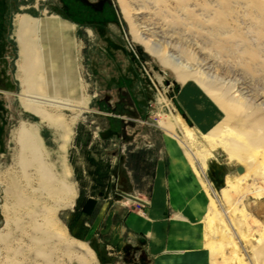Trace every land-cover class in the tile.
I'll return each mask as SVG.
<instances>
[{
	"label": "rangeland",
	"instance_id": "1",
	"mask_svg": "<svg viewBox=\"0 0 264 264\" xmlns=\"http://www.w3.org/2000/svg\"><path fill=\"white\" fill-rule=\"evenodd\" d=\"M1 1L0 264H147L140 243L114 249L109 228L141 207L121 193L148 200L154 164L163 157L164 140L170 148L169 139L214 203L208 209L213 230H205L212 264L223 257L234 264V250L243 264H264V197L254 189L229 200L221 193L226 176L236 177L238 168L246 169L248 184L256 179L254 187H264L259 159L247 155L264 144V0ZM48 16L74 26L71 75L83 104L48 107L61 117L62 129L20 105L29 93L49 95L51 84L47 76L40 90H28L22 81L19 39L46 44L32 30L20 31L18 19L33 25ZM20 125L36 128L45 164L75 194L71 206L58 207L38 186L33 168L23 173ZM214 126L241 133L249 150L233 136L209 143L207 130ZM86 198L96 203L90 216L79 209ZM126 200L131 206L112 216ZM221 237L225 246L218 256L212 243ZM71 240L84 245L69 250Z\"/></svg>",
	"mask_w": 264,
	"mask_h": 264
},
{
	"label": "bare ground",
	"instance_id": "2",
	"mask_svg": "<svg viewBox=\"0 0 264 264\" xmlns=\"http://www.w3.org/2000/svg\"><path fill=\"white\" fill-rule=\"evenodd\" d=\"M122 10L123 8L121 9V11ZM123 16L125 18V15ZM18 25L21 28L20 31L22 32H31L32 30V33H36L37 37H40L41 35V37L43 38V43L46 44V49H44L43 46L39 45L38 38L36 40H30L29 38L26 39L23 37L19 39L22 54L26 63V68L24 70L25 73L23 74L25 78L24 80L22 79V81H25V86L28 90H30V88H33V86L38 87L37 89L40 90L41 85L45 86L43 84L45 83V77L47 76L50 78L49 84H51V88L49 90L50 94L48 93L49 95H47V93L44 91L42 92V94L28 92L29 94L27 95V97L29 99L21 100L20 105L25 111L33 114L41 122L45 123L48 127H51L53 129H62L64 127V124L61 120V117L54 114L52 110L48 109V107H52L55 104H62L68 107L71 106V104L73 103L83 104L82 101L79 102L81 99L79 98L78 93L79 87L76 83L73 72L74 63L76 59V48L72 36L74 26L68 23L67 21L61 20L58 16H48L47 18L35 20V22L33 23L35 28L32 24H30L32 26L29 25L27 18L19 17ZM20 60H22L23 62V59ZM71 60L73 65L72 75ZM63 77H66L68 79L69 84V86L65 90L63 89V87L66 86V78ZM21 90L23 91V89ZM61 92L65 96H74V98L63 99L62 96L58 94ZM24 94L27 93L24 92ZM203 117L207 122H209V116L207 115V112L206 115L203 113ZM216 129L217 127L214 126L213 128H209L207 130V133L210 134V137L207 138L209 143H215V137L219 138L220 141H223L224 136H233L238 140H242L243 138L240 136L241 133L239 134V132H233L232 129H227L226 131L220 132H218ZM166 131L168 132V135H173L170 131ZM16 137L17 144L19 147V164L23 168V173L27 168H33L38 178V186L40 187V189L43 190L49 198H56L58 207L71 206L75 194L68 189V186H66L63 180L56 179L51 169L45 164L43 159L44 149L42 147V141L38 136L36 128H34L33 126L20 125ZM242 142V149H248V141L246 139H243ZM168 144L171 147L173 146L174 141H171L169 139ZM250 151L247 154L249 155V158L252 159L257 157L259 159L258 162H256L257 165L253 164V167L255 165V167L259 168L261 178L258 180H260L264 186V144H257V146L252 148V150L250 149ZM195 174H198L196 170ZM246 177V169L244 170L243 168L242 173L238 174L234 178L226 176L224 181L225 188L221 191L223 198L229 200L231 199L232 194L239 195V197H241L245 193L250 191L249 189L255 190V196L257 198L264 197V187L255 188L253 184H255L254 182L256 181V179H252L251 183L248 184ZM204 190L207 193V190L205 188ZM211 199L212 198H210L209 196L208 209L214 208V203ZM198 208L199 207L197 206L196 209ZM208 211L206 214L205 230L207 229L210 231L213 230L214 218L213 216L208 215ZM46 214H48V211ZM71 241L72 242L67 243L66 248L72 251H74L75 245L78 246H76L78 249H81V247L84 245L82 244V242L77 240ZM205 243L206 247L208 248L210 244L208 245L207 242ZM213 244L215 245L212 248L216 251V254L218 256L222 255L223 248L225 246V244L223 243V238L221 237L217 240V242L212 243V245ZM83 248H85V246ZM235 253V250L231 253L232 259L230 260V262L234 260V264H243L241 258L236 256ZM228 261L229 260L227 258L223 257L221 263L214 262L213 264H229L227 263Z\"/></svg>",
	"mask_w": 264,
	"mask_h": 264
},
{
	"label": "crops",
	"instance_id": "3",
	"mask_svg": "<svg viewBox=\"0 0 264 264\" xmlns=\"http://www.w3.org/2000/svg\"><path fill=\"white\" fill-rule=\"evenodd\" d=\"M163 149L148 200L141 199L139 210L132 207L125 214L123 209L131 206L127 200L112 208V216L121 215L109 228L108 243L116 250L140 243L147 264H212L205 243L209 198L178 146L169 148L164 140ZM95 205L86 198L80 212L90 216Z\"/></svg>",
	"mask_w": 264,
	"mask_h": 264
},
{
	"label": "water",
	"instance_id": "4",
	"mask_svg": "<svg viewBox=\"0 0 264 264\" xmlns=\"http://www.w3.org/2000/svg\"><path fill=\"white\" fill-rule=\"evenodd\" d=\"M237 173H238V174L242 173V169H241V168H238V169H237ZM121 195H122L124 198H126V199H130V200H132L133 202H136V203H140V202H141L140 200H138V199H136L135 197H132V196H130V195H127V194H124V193H121Z\"/></svg>",
	"mask_w": 264,
	"mask_h": 264
},
{
	"label": "trees",
	"instance_id": "5",
	"mask_svg": "<svg viewBox=\"0 0 264 264\" xmlns=\"http://www.w3.org/2000/svg\"><path fill=\"white\" fill-rule=\"evenodd\" d=\"M74 6H76V5H74ZM74 6H72V7L75 8V9H79L78 7L76 8V7H74ZM1 7H2V8H1ZM3 7H4V6H3V2H2V3L0 2V8H1V10H3V12L0 13V25L3 24V16H4V14H5V10H4ZM0 12H1V11H0Z\"/></svg>",
	"mask_w": 264,
	"mask_h": 264
},
{
	"label": "flooded vegetation",
	"instance_id": "6",
	"mask_svg": "<svg viewBox=\"0 0 264 264\" xmlns=\"http://www.w3.org/2000/svg\"><path fill=\"white\" fill-rule=\"evenodd\" d=\"M0 2L2 3V1H1V0H0ZM1 8H2V7H1ZM1 8H0V11H1L0 13H2V12H3V10H1Z\"/></svg>",
	"mask_w": 264,
	"mask_h": 264
}]
</instances>
